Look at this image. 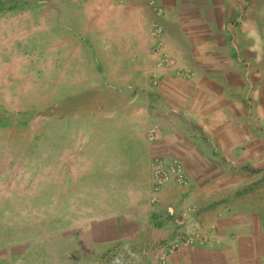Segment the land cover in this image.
I'll list each match as a JSON object with an SVG mask.
<instances>
[{
    "label": "crops",
    "instance_id": "1",
    "mask_svg": "<svg viewBox=\"0 0 264 264\" xmlns=\"http://www.w3.org/2000/svg\"><path fill=\"white\" fill-rule=\"evenodd\" d=\"M158 8L0 0V73L48 55L66 91L96 81L113 105L91 130L100 137L95 177L87 163L49 194L44 232L24 225L41 208L3 204L7 217H24L2 221L0 264H163L154 254L193 231L200 239L165 264H264V0ZM156 161H178L186 185L156 193Z\"/></svg>",
    "mask_w": 264,
    "mask_h": 264
},
{
    "label": "rangeland",
    "instance_id": "2",
    "mask_svg": "<svg viewBox=\"0 0 264 264\" xmlns=\"http://www.w3.org/2000/svg\"><path fill=\"white\" fill-rule=\"evenodd\" d=\"M25 60V70L0 73V229L4 219L14 222L24 217H7L1 211L3 204L13 209L23 202L26 209L41 208V215L29 210L25 216V230L34 233L35 223H40L41 231L48 227L50 193L64 192V186H71L87 163L89 176L95 177L100 137L91 130L97 127L95 117L112 111L113 105L101 96L102 90L91 86L96 81L85 87L78 81L72 92L66 91L59 72L55 77L49 71L48 55H26ZM87 138L89 144L84 143ZM60 164L65 168L60 170ZM153 258L159 261L158 254ZM108 260L112 264L113 258Z\"/></svg>",
    "mask_w": 264,
    "mask_h": 264
},
{
    "label": "built area",
    "instance_id": "3",
    "mask_svg": "<svg viewBox=\"0 0 264 264\" xmlns=\"http://www.w3.org/2000/svg\"><path fill=\"white\" fill-rule=\"evenodd\" d=\"M148 4L158 13L161 12V9L158 8V0H148ZM154 167V191L156 193H158L162 189V187L173 181L180 185H186V181L184 180V169L178 161H174V163L169 167H167L162 162L158 161L157 163L156 161ZM152 201L155 203L156 199L153 198ZM193 232L187 234L186 237H179L176 246L159 249L158 258L160 262L165 264L169 255L176 253V251H179L181 248L193 246L195 242L200 239L198 232Z\"/></svg>",
    "mask_w": 264,
    "mask_h": 264
}]
</instances>
